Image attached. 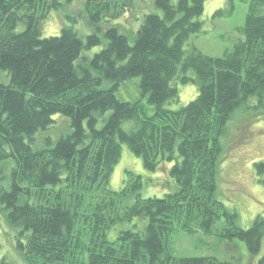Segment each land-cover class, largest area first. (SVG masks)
<instances>
[{
	"label": "trees",
	"instance_id": "1",
	"mask_svg": "<svg viewBox=\"0 0 264 264\" xmlns=\"http://www.w3.org/2000/svg\"><path fill=\"white\" fill-rule=\"evenodd\" d=\"M74 1L0 0V177L10 187L0 206L24 262L233 264L175 257L169 237L177 230H217L257 257L264 218L242 228L221 199L219 173L238 114L264 108V0H250L242 38L222 58L191 44L203 31L206 0H155L157 12L142 16L133 45L114 21L137 0H83L95 33L83 39L65 24L45 37L53 13ZM135 78L156 108L152 116L119 98ZM190 83L196 99L167 108L179 99L178 84ZM129 122L138 128L125 130ZM123 144L146 171L168 170L177 188L145 198L144 178L127 172L125 186L112 190ZM254 169L264 187V161ZM157 180L171 188L169 178Z\"/></svg>",
	"mask_w": 264,
	"mask_h": 264
},
{
	"label": "rangeland",
	"instance_id": "2",
	"mask_svg": "<svg viewBox=\"0 0 264 264\" xmlns=\"http://www.w3.org/2000/svg\"><path fill=\"white\" fill-rule=\"evenodd\" d=\"M155 0H137L134 5L128 7L120 19L115 23L123 24L129 34V42L134 44V35L146 13L157 12ZM250 0H234V7L229 0H206L205 12L201 20L204 22L203 31L191 38V44L202 53L222 58L242 38L240 30L244 28L248 15ZM233 9V11H231ZM222 12L218 15L217 13ZM68 16L73 18L68 20ZM91 13L85 9L84 1L75 0L62 13H53L44 28V36H59L61 28L72 25L79 35L86 36L95 33V26ZM104 29L109 24L102 23ZM102 37L103 34H100ZM188 48V47H187ZM101 47L93 50V54L100 51ZM194 76V74L192 73ZM140 78H135L123 84L119 88L118 95L123 101L140 102L145 108V116H152L156 110L150 104L147 96L141 93ZM179 99L167 105V108L178 110L189 105L198 95L197 86L193 83L178 84ZM251 105L255 106L256 101ZM238 117V118H237ZM231 125L227 140L226 157L220 163L219 190L221 199L231 209L239 214V225L249 229L257 217L264 218V187L259 184L254 169V164L264 161V108H258L246 112L242 110ZM137 124V125H136ZM138 123L124 124V129L134 131ZM127 172L141 175L144 178L142 195L147 197H163L165 193L177 188L175 179L163 172H148L145 170L141 158L136 157L128 145H122V154L119 164L115 167L110 180V187L114 191H120L125 186ZM166 174V175H165ZM169 178L171 188L164 191L157 179L164 181ZM9 182L0 177V193L9 189ZM0 206V259L6 257L11 264H26L18 251L16 239L18 232L11 228L5 221V215L1 213ZM169 245L175 257H216L221 261L233 264H257L264 255V238L261 253L257 257H251L245 242L240 240L230 241L215 230L214 234H207L202 230L185 232L177 230L169 237Z\"/></svg>",
	"mask_w": 264,
	"mask_h": 264
}]
</instances>
